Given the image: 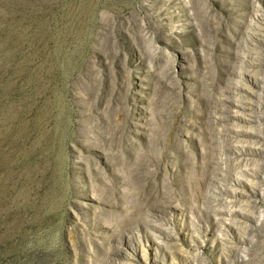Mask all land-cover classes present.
<instances>
[{
  "label": "rangeland",
  "instance_id": "rangeland-1",
  "mask_svg": "<svg viewBox=\"0 0 264 264\" xmlns=\"http://www.w3.org/2000/svg\"><path fill=\"white\" fill-rule=\"evenodd\" d=\"M0 264H264V0H0Z\"/></svg>",
  "mask_w": 264,
  "mask_h": 264
}]
</instances>
